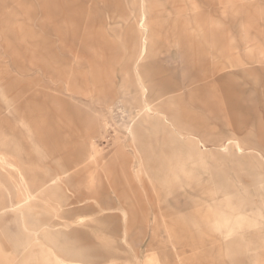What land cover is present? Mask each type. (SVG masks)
<instances>
[{
  "label": "rangeland",
  "instance_id": "374dc122",
  "mask_svg": "<svg viewBox=\"0 0 264 264\" xmlns=\"http://www.w3.org/2000/svg\"><path fill=\"white\" fill-rule=\"evenodd\" d=\"M0 142V264H264V0H0Z\"/></svg>",
  "mask_w": 264,
  "mask_h": 264
},
{
  "label": "crops",
  "instance_id": "0c3cea01",
  "mask_svg": "<svg viewBox=\"0 0 264 264\" xmlns=\"http://www.w3.org/2000/svg\"><path fill=\"white\" fill-rule=\"evenodd\" d=\"M205 38V34H201L199 36H192L189 38H174L172 37H165V38H157V40H161L162 42H168L172 43L174 41H180V42H192L193 46L196 47L195 53L193 56H182L181 53L178 51V53L181 55V61L180 66L183 69V71L186 73V78L183 79L180 84H177L178 82H170L169 80H153V83L156 85L163 86L162 93L156 94L155 90L151 92L150 97L147 98L148 105L150 106V111H153L155 113L163 115V120L167 121L170 126L174 127L175 130L178 132L179 135L184 134H193L194 130H192L191 126H186L185 122L176 116V102L173 96H170V94L176 93L182 88H188L195 85H201L203 86V83L207 81V79L210 77V69L213 68L215 65V62H212L213 55H208L207 58L205 52H204V45L203 40ZM163 54L167 55L171 53V49L162 51ZM160 67V66H158ZM166 72L172 74V70H169V68L161 66ZM214 72H216L215 69H212ZM161 76V75H160ZM159 77V76H158ZM149 78V77H148ZM184 90V89H182ZM204 126V125H203ZM1 146H6L2 142H0V148ZM20 157V153L18 154ZM21 158V157H20ZM46 181L40 180L39 183L34 184L35 190H39L45 185ZM1 209V208H0ZM106 221L112 223L113 220L106 219ZM96 247V246H93ZM98 248V247H97Z\"/></svg>",
  "mask_w": 264,
  "mask_h": 264
}]
</instances>
